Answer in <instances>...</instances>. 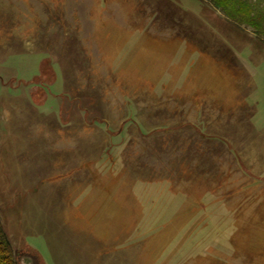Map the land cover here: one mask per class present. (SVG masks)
<instances>
[{"label": "rangeland", "instance_id": "1", "mask_svg": "<svg viewBox=\"0 0 264 264\" xmlns=\"http://www.w3.org/2000/svg\"><path fill=\"white\" fill-rule=\"evenodd\" d=\"M201 57L239 76L237 99L205 80L197 94L214 96L170 103V66ZM239 149L264 162V44L207 0H0V218L18 264H170V228L191 246L202 234L198 216L170 227V191L214 202ZM232 235L246 237L204 240Z\"/></svg>", "mask_w": 264, "mask_h": 264}, {"label": "crops", "instance_id": "2", "mask_svg": "<svg viewBox=\"0 0 264 264\" xmlns=\"http://www.w3.org/2000/svg\"><path fill=\"white\" fill-rule=\"evenodd\" d=\"M188 48L189 47L183 46L176 51V54H181L180 56H183L185 53H192L195 56V53ZM188 61V67L182 64L183 62L181 64L178 63V67H174L176 65L173 63V65L170 66V103L177 105L182 101V105H184L187 98L195 99L198 105V102L201 99L203 100L205 95L214 96V92L211 89L206 90L204 92L205 95H202V92L197 94L199 89L198 82H203L205 80L213 82V85L224 81V83L229 85L234 98L237 99L238 96L235 95V90H238L240 80L239 76H237L232 69L228 68L226 65H207L208 62L204 57H201L200 60L198 59V63L191 58ZM245 68L251 76L254 75L253 67ZM256 101L259 102L254 95L246 99V109H251L249 111V122L252 123L254 128L255 125L263 123L262 118H258L260 114V105ZM174 105L171 107L172 110L170 109L171 113L177 110ZM201 107L202 106L193 107L190 105L185 118L193 119L191 121L202 120L204 116L201 115V112L205 110H202ZM236 111H239V109ZM191 114L195 116L191 118ZM186 125L185 123L179 128L178 126H173L171 130L184 129L188 127ZM183 132H185L184 136H187L193 131L184 130ZM193 133L197 136L199 133L202 134V132H198V130H195ZM226 150L228 151L230 149L227 148ZM257 150L258 149L251 152L257 155ZM241 151L242 150L239 149L237 157L235 156L238 166L236 168L238 171L240 169L241 175L239 177H232V175L226 172L223 180L213 182L216 183L213 195L214 202L208 203L207 197H201L200 195H198L196 201V199L190 198L181 188H177V191H170V202L172 205L174 204V206H170V227L182 223L190 225L194 222L192 217L198 216L200 225L199 232L202 231V234L197 245L191 246L187 238L185 239V236L179 235L181 233H178L176 229L172 232L173 229L170 228V249L165 248L161 260L170 255V259H167V262H170V264H191V249H194L198 253L194 264H236L239 261V264H264V241H256L253 235L256 231H264V191L256 192L253 190L254 186H252L255 184V181L264 185V162H250L248 160L250 155L244 158L240 154ZM231 163H233V161ZM235 184L238 186H235ZM229 185H231L230 190ZM240 185H245L247 190H241L243 187H240ZM223 190L226 191L223 192ZM89 192L91 191L87 188L86 194H89ZM152 212H154V209L151 210V213ZM157 212L158 210L155 211L154 215L164 214H157ZM138 215L146 216L148 214L141 211ZM151 215H153V213ZM250 226L252 227L250 228ZM223 227H225V229ZM141 228L142 226L138 225L136 230L140 231ZM222 230H225V232H234L237 237L238 235L246 237L243 240H236L232 235L231 239H227L228 245H223V242L217 240L213 242L204 240L207 232H218ZM239 232L240 234H238ZM181 237L183 238L181 239ZM225 247H229V249L232 250L231 256L228 255V253H224L223 248ZM239 250L241 251L239 252ZM154 251L155 248L153 252ZM179 255H181V257H179ZM165 260L166 258L162 262H165Z\"/></svg>", "mask_w": 264, "mask_h": 264}, {"label": "trees", "instance_id": "3", "mask_svg": "<svg viewBox=\"0 0 264 264\" xmlns=\"http://www.w3.org/2000/svg\"><path fill=\"white\" fill-rule=\"evenodd\" d=\"M209 4L224 15L226 20L237 28H250L253 35L264 44L263 3L252 0H207ZM0 264H18L16 255L4 231L0 218Z\"/></svg>", "mask_w": 264, "mask_h": 264}]
</instances>
